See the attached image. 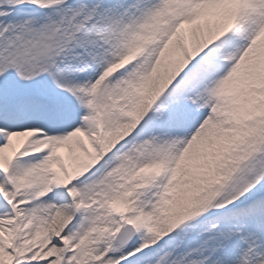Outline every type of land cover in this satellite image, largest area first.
<instances>
[{
	"label": "snow or ice",
	"instance_id": "snow-or-ice-1",
	"mask_svg": "<svg viewBox=\"0 0 264 264\" xmlns=\"http://www.w3.org/2000/svg\"><path fill=\"white\" fill-rule=\"evenodd\" d=\"M0 264H264V0H0Z\"/></svg>",
	"mask_w": 264,
	"mask_h": 264
}]
</instances>
